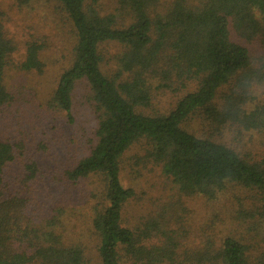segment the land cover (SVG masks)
I'll list each match as a JSON object with an SVG mask.
<instances>
[{
    "label": "trees",
    "instance_id": "trees-1",
    "mask_svg": "<svg viewBox=\"0 0 264 264\" xmlns=\"http://www.w3.org/2000/svg\"><path fill=\"white\" fill-rule=\"evenodd\" d=\"M1 1L0 264H264V0H115L110 12L100 0ZM36 8L54 10L70 48L50 108L72 124L86 82L97 124L89 154L65 173L91 211L69 220L33 183L41 158L59 160L50 145L67 137L43 131L37 146L9 106V68L44 71L53 41L46 32L22 43L5 20ZM133 147L146 162L129 163ZM149 168L184 196L233 203L231 230L191 245L161 213L128 222V184Z\"/></svg>",
    "mask_w": 264,
    "mask_h": 264
},
{
    "label": "rangeland",
    "instance_id": "rangeland-1",
    "mask_svg": "<svg viewBox=\"0 0 264 264\" xmlns=\"http://www.w3.org/2000/svg\"><path fill=\"white\" fill-rule=\"evenodd\" d=\"M114 1L100 0L98 6L101 4V8L105 12H110L113 9ZM1 4L5 6L2 1ZM47 7V4H43V10ZM12 12L10 21L5 20V23L9 28L11 27L14 33H18L17 39H20L22 43L31 35L42 36L46 32L52 35V46L45 57L47 62L45 70L42 72L25 71L13 66L7 72L6 82L13 95L12 99H14L9 105L10 110L25 124L28 132L26 134L31 136L28 137L29 141H35L38 146L41 143L40 139L46 137L42 133L43 131L48 132L47 134L50 136L57 137L62 134L67 137V141L62 145H50L48 148L50 154L58 156L59 160L51 156L48 157V160L41 158L38 169H43L38 170L33 183L36 185V192H38L36 193L37 198L51 197L50 193L55 194L57 198L54 200L55 203H59L63 209L67 210L66 217L69 220L70 211L75 210L78 216V209L91 211V207L88 204L86 206L85 196L77 193L79 189L65 174L67 166L73 165L81 157L89 154L90 146L96 140L97 124L93 108L90 107L88 100L90 88L86 82H83L75 89L72 108L75 119L72 124L68 122L67 116L62 111L51 109L48 100L57 85L63 66L67 65L70 60V48H68L67 42L66 44L61 42L62 39L55 33L62 28L61 22L57 20V14L52 8L45 13L46 15L39 14L41 12H38V8L29 10V12H20L17 9ZM47 16L50 22H48ZM54 22L56 24L51 27ZM12 105L14 106L12 107ZM32 114L34 116L36 114V118H33ZM26 119H32L34 122L27 124ZM0 120H2L1 115ZM34 127H37V131L33 130ZM29 129L34 133H29ZM125 156L133 166H137V162L140 164L146 162L144 151L141 148L133 147ZM146 171L148 176L144 177L145 179L141 180L138 177L134 184H128L136 191V196L126 203L124 217L128 222H132L133 219L139 222L142 216L151 218L153 215L156 217L161 213L165 227L175 229L178 235L177 239L191 245H198L201 239H204V235H207L212 242V239L217 238L219 234L215 231H219V229L222 231L231 230L226 228V225L228 215L230 213L235 215L233 203H226L222 200L220 201L225 204L222 202L208 203L201 199L184 196L182 193H178V189L168 182L167 178L165 179L158 168L155 170L149 168ZM88 184L91 185L90 181ZM95 201L97 207H100L101 203ZM232 220L233 218L230 220L231 224ZM210 222L213 223L212 229H206L205 225ZM77 227L79 228L78 225ZM237 229L240 231L239 227ZM217 241L215 243L218 244Z\"/></svg>",
    "mask_w": 264,
    "mask_h": 264
}]
</instances>
